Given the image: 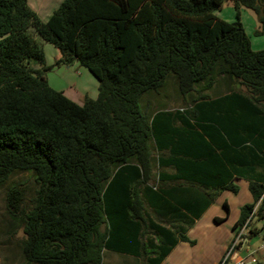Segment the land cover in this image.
Listing matches in <instances>:
<instances>
[{
	"label": "trees",
	"instance_id": "trees-1",
	"mask_svg": "<svg viewBox=\"0 0 264 264\" xmlns=\"http://www.w3.org/2000/svg\"><path fill=\"white\" fill-rule=\"evenodd\" d=\"M226 1L236 21L214 14ZM241 8L254 13L255 33L264 35V0H62L45 20L27 0H0V187L15 173L31 178L10 185L4 198L23 233V264H101L105 251L160 264L178 241H189L185 233L199 211L190 207L194 214L173 228L144 214L139 189L151 177L149 141L156 115L179 114L186 123L215 119L193 105L158 111L148 122L138 99L167 76L180 95L204 98L220 74L250 92L255 125L264 120L256 106L264 103V48H251ZM31 29L58 49L59 63L78 62L98 80L95 99L78 104L48 85L43 48ZM200 179L215 189L205 207L217 189L237 191L229 177ZM247 179L252 202L240 208L234 229L249 222L262 196L257 215H263L264 176ZM144 188L153 206L160 190Z\"/></svg>",
	"mask_w": 264,
	"mask_h": 264
},
{
	"label": "crops",
	"instance_id": "crops-1",
	"mask_svg": "<svg viewBox=\"0 0 264 264\" xmlns=\"http://www.w3.org/2000/svg\"><path fill=\"white\" fill-rule=\"evenodd\" d=\"M241 9H239V21L247 34ZM244 13L249 15L247 12ZM252 23L253 30L258 29L257 21L254 20ZM260 35H262L261 40H264V35ZM247 36L250 40L248 34ZM44 47L45 45L42 46ZM261 48H264V45L254 50ZM55 56L60 58V52H56ZM202 93L205 97L196 100L191 98L195 95L194 91L186 96L180 95L177 91L174 97L181 104L183 103V106L178 103L166 105L164 100H160V105L157 103L156 107L147 113V121L150 122L158 111H181L196 105L198 114L207 117V112H212L210 115L215 119L204 118L197 122L190 120L186 123L179 120V114L171 119L167 115H156L154 125L157 133L149 141L152 155L151 177L147 182L142 183L139 189L144 214L147 213L156 223L173 228L185 225L184 214L186 217L194 214L190 212V207L194 209L193 212H200L185 233L189 241L193 243L178 241L160 264L164 262L167 264H218L232 244L235 235L233 225L239 217L237 215L229 219L230 203L226 194L232 193L238 196L240 185L245 187L246 202L238 205V214H240V208L252 202L247 178L264 176V120H257L255 125L251 116L248 115V112L252 113L253 109H256L254 102L248 97L250 92L245 88L233 87L231 81L222 76V79H216L213 86L203 90ZM187 97L189 99L185 100ZM256 106L257 111L264 109V103ZM238 159L244 160L246 163L242 164L245 165H240ZM258 159L262 161L260 165L255 164V160ZM186 176L191 179H187L189 177ZM195 176L198 179L208 176L229 177L233 185L237 187V191L217 189V195L205 207L208 193L215 189L207 187L206 184H211V181L204 185L203 182L206 181L195 179ZM146 184L158 187L160 190L153 206L149 205L144 198ZM146 192L148 195L154 194ZM262 197L251 212L243 240L232 251L233 259L245 258L252 254L256 256L259 264H264V208L262 217L259 218L257 215ZM191 202H193L192 205H190ZM216 206L219 207L221 214ZM154 207L160 212L154 211ZM207 214H209L208 217H206ZM223 225L225 228L218 230L217 226ZM191 229L200 230V234L190 237ZM248 246H250L249 250ZM194 250L202 252V260L196 259V255L192 253ZM105 261L109 264H143L139 258L113 251L103 253L101 264H106Z\"/></svg>",
	"mask_w": 264,
	"mask_h": 264
},
{
	"label": "rangeland",
	"instance_id": "rangeland-1",
	"mask_svg": "<svg viewBox=\"0 0 264 264\" xmlns=\"http://www.w3.org/2000/svg\"><path fill=\"white\" fill-rule=\"evenodd\" d=\"M61 1L62 0H27V4L30 9L36 12L39 18L45 20ZM241 10L244 27L250 37L251 48L254 50L259 47H263L264 40H261L262 35L256 34L255 30H253L254 28L252 22L256 20L254 13L245 8H242ZM244 12H247L249 17ZM214 14L220 19L228 22L237 20V12L232 3L229 1L224 2L220 9L214 10ZM30 32L39 45H45L43 48L44 66L48 68L45 71L48 85L55 90L63 91L65 96L79 104L83 103L84 98L95 99L98 94V80L78 62H74L68 66L59 63V58L55 56L56 52H58V49H56L52 44L42 41L40 37L33 31V29H31ZM30 65L32 67H38V64L35 62V60H31ZM215 77L217 80L222 79L220 74ZM202 85L203 84L195 85V89L202 88ZM177 91L178 90L175 80L172 76H167L162 86L156 90L148 91L141 98H139L138 104L145 118L147 119V113L156 107L155 105L157 103V105H160V100H164L166 105L178 103V105L183 106V103L181 104V102H179V100L174 97ZM188 99L189 97H187L185 100ZM30 180L31 178L26 172L15 173L11 176L7 183L0 187V264H23L20 253V241L23 238V233L21 228L11 221V219H9L5 210L4 198L5 192L10 185L17 182H29ZM245 196H247V191L242 184L240 185V192L238 196L233 195L232 193L226 194L228 202L230 203V220L239 215L238 205L246 202ZM216 209L221 214L218 206H216ZM208 215L209 214H207L206 217H208ZM217 227L218 230L225 228L224 225ZM216 232L217 229L215 233ZM196 234L199 235L200 230L198 231L196 229H191L190 237H194ZM190 247H192V245ZM247 249L249 250L250 246H248ZM194 251L192 253L193 255H196V259L202 260V252ZM105 263L109 264L107 261H105ZM163 264H167V262H164Z\"/></svg>",
	"mask_w": 264,
	"mask_h": 264
},
{
	"label": "built area",
	"instance_id": "built-area-1",
	"mask_svg": "<svg viewBox=\"0 0 264 264\" xmlns=\"http://www.w3.org/2000/svg\"><path fill=\"white\" fill-rule=\"evenodd\" d=\"M247 222L248 221H246L240 228L235 229V235L232 244L218 264H259L256 256L252 254H250L248 257L239 259H233L232 257L233 249L243 240Z\"/></svg>",
	"mask_w": 264,
	"mask_h": 264
}]
</instances>
